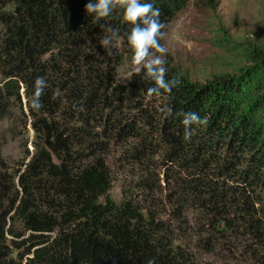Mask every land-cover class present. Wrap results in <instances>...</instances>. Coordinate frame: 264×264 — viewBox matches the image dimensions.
<instances>
[{
	"label": "trees",
	"instance_id": "1",
	"mask_svg": "<svg viewBox=\"0 0 264 264\" xmlns=\"http://www.w3.org/2000/svg\"><path fill=\"white\" fill-rule=\"evenodd\" d=\"M88 2L0 0V120L26 99L35 135L32 156L14 171L0 157V264H198L194 251H214L215 240L225 254L214 264H264V45L245 50L251 65L239 74L202 86L166 63L168 78L181 83L149 97L146 70L118 80L116 48L99 44L106 28L117 29L133 56L123 10L97 20L86 13ZM151 2L166 24L187 0ZM41 76L50 87L36 112L28 98ZM164 105L173 110L167 119ZM182 112L209 118L206 127L193 126L190 141ZM112 158L163 168L166 181L169 167L181 169L166 193L168 220L146 167L132 173L120 199L110 196ZM189 210L200 228L193 232ZM230 235L247 248L240 260L227 257Z\"/></svg>",
	"mask_w": 264,
	"mask_h": 264
},
{
	"label": "rangeland",
	"instance_id": "2",
	"mask_svg": "<svg viewBox=\"0 0 264 264\" xmlns=\"http://www.w3.org/2000/svg\"><path fill=\"white\" fill-rule=\"evenodd\" d=\"M163 31L165 37L160 43L168 49L165 55L167 63L176 67L191 82L202 86L214 77L222 74H239L241 69L251 65L246 62L243 53L254 44L264 45V0H187L185 6L166 22ZM120 44L121 39L115 47L116 60L113 62L117 65V79L124 82L136 66L131 63L132 55L121 48ZM25 111L28 112L26 99L22 100V104L14 102L9 114L0 120V157L5 166L11 168V172L22 162H26L34 152L35 135L30 120L27 119L26 114L24 115ZM110 150L111 147L107 152ZM110 165L112 186L109 194L114 199L121 198V190L126 182L132 187V180L135 179L132 177L134 171L142 173L144 167L148 168L149 186L155 189V196L152 198L159 205L158 213L164 217L163 210L169 202L166 193L171 192L170 189L175 184V178L180 174L181 169L169 167L170 175L167 170L166 174L169 178L166 181L162 173L163 168L159 169L151 164H143L139 167L136 164L126 166L112 158ZM241 185L246 186L244 182H241ZM257 188L251 186V189ZM130 192L135 196L134 189ZM136 194H141V191ZM148 195H145V200H141V204L147 201ZM165 219L168 220L169 217L165 215ZM197 222V215L191 212L187 216L190 232L200 229ZM173 228L177 226L173 224ZM230 241L227 247L232 252L226 251L227 257L235 255L240 260V251L244 253L247 248L243 250L242 242H235L232 235ZM224 245V243L220 245L219 241L215 240L212 242L214 251L195 250L198 264L219 262L218 257L225 254L222 251ZM227 262L233 260L227 258Z\"/></svg>",
	"mask_w": 264,
	"mask_h": 264
},
{
	"label": "clouds",
	"instance_id": "3",
	"mask_svg": "<svg viewBox=\"0 0 264 264\" xmlns=\"http://www.w3.org/2000/svg\"><path fill=\"white\" fill-rule=\"evenodd\" d=\"M123 10V20L132 25L127 41L130 45L133 56L131 63L136 66L137 72L142 66L147 79L154 82V86L147 89L149 97H160L163 94H170L172 90L181 83L179 77L168 78L165 55L168 49L160 41L164 39L165 24L161 22V10L155 7L151 0H89L85 5V11L95 19H105L110 17L114 10ZM106 34L99 39V44L109 53L116 47L120 37L117 29L108 27ZM2 83L0 82V85ZM50 87L45 77H37L34 82V90L28 98L31 110L39 112L43 107L41 97L45 89ZM59 95V89L56 90ZM78 110H83V100L77 102ZM163 118L172 116L171 107L164 105L160 108ZM183 117L184 126L183 139L190 141L193 136V126L206 127L209 123L207 116L201 117L197 112L177 113ZM148 264H154L149 260Z\"/></svg>",
	"mask_w": 264,
	"mask_h": 264
}]
</instances>
